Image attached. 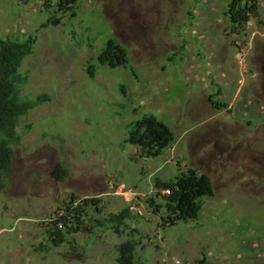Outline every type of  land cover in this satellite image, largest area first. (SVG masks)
Instances as JSON below:
<instances>
[{"label": "rangeland", "instance_id": "rangeland-1", "mask_svg": "<svg viewBox=\"0 0 264 264\" xmlns=\"http://www.w3.org/2000/svg\"><path fill=\"white\" fill-rule=\"evenodd\" d=\"M229 1L76 0L71 17L58 0H0V36L35 38L21 96H45L19 120L0 191V264H116L127 235L108 223L37 251L41 223L71 194L103 199L93 218L131 209L127 223L142 237L135 264H264V0L243 28L225 15ZM50 16L61 23L42 26ZM108 37L127 48L136 76L96 61ZM148 113L175 135L155 159L124 143L126 124ZM178 163L206 173L214 195L197 219L160 227L144 198L150 178Z\"/></svg>", "mask_w": 264, "mask_h": 264}, {"label": "trees", "instance_id": "trees-1", "mask_svg": "<svg viewBox=\"0 0 264 264\" xmlns=\"http://www.w3.org/2000/svg\"><path fill=\"white\" fill-rule=\"evenodd\" d=\"M57 6L59 12H69L71 17L76 15V0H58ZM257 8V0H230L224 13L235 28H243L251 17L257 15ZM61 19V16H50L42 26L58 25ZM34 42L35 38L31 36L22 41L0 36V191L6 186L11 169L13 146L19 145L22 139L18 131L19 120L44 101L45 97L36 95L34 98L24 99L21 96V87L27 80L19 68L24 57L31 53ZM96 61L109 68L123 66L132 76L137 75L130 63L127 48L114 37L106 39L96 55ZM87 71L90 76H94L96 68L90 63ZM215 95L217 94L208 97L211 105L216 109H227L228 104L215 101ZM126 130L124 143L137 146L141 157L147 159L162 155L175 140L174 132L154 113L143 114L129 121ZM176 165L179 168H175L171 176L162 177L157 174L150 178L153 179V193L144 198L154 215L161 221L160 227L197 219L203 207L202 198L214 195L211 179L206 173L191 166L180 167L179 163ZM52 173L60 178V174H66L67 170L64 166L57 165ZM102 207L105 210L107 208L102 198H80L71 194L68 201L41 223L44 240L37 245V251L47 253L62 243L72 244L75 234L92 232L94 227L108 223L114 233L119 236L127 235L126 239L114 246L115 263L135 264V249L142 237L137 234L139 236L135 238V233L140 232L127 223L134 217L133 212L126 206L109 212L103 219L93 218L90 210L101 212ZM87 220L91 222V226H88Z\"/></svg>", "mask_w": 264, "mask_h": 264}]
</instances>
